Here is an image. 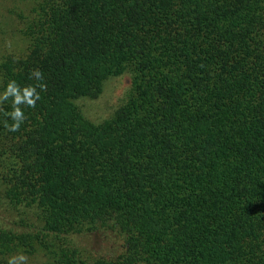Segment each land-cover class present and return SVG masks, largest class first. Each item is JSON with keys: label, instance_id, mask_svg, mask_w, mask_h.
Instances as JSON below:
<instances>
[{"label": "trees", "instance_id": "1", "mask_svg": "<svg viewBox=\"0 0 264 264\" xmlns=\"http://www.w3.org/2000/svg\"><path fill=\"white\" fill-rule=\"evenodd\" d=\"M21 2L0 55V264H264V0ZM122 75L120 105L85 119L76 101ZM9 81L40 97L17 131Z\"/></svg>", "mask_w": 264, "mask_h": 264}, {"label": "rangeland", "instance_id": "2", "mask_svg": "<svg viewBox=\"0 0 264 264\" xmlns=\"http://www.w3.org/2000/svg\"><path fill=\"white\" fill-rule=\"evenodd\" d=\"M25 7L21 0H0V55L4 51L20 48V39L17 34V14L24 12ZM128 77L125 75L109 78L104 81L102 91L96 99H79L76 101L84 118L92 123H98L109 116L124 98L128 87ZM102 238L91 235L78 238L76 244L82 257L92 259L103 252ZM43 251H36L31 255H24L27 259L22 264H43L45 257Z\"/></svg>", "mask_w": 264, "mask_h": 264}, {"label": "clouds", "instance_id": "3", "mask_svg": "<svg viewBox=\"0 0 264 264\" xmlns=\"http://www.w3.org/2000/svg\"><path fill=\"white\" fill-rule=\"evenodd\" d=\"M33 74L39 77L41 74L38 70H34ZM43 88V86H41ZM9 96L13 97V111L10 114L15 121L13 125L10 126V131H17L19 129V124L24 120V114L18 107L21 103H26L30 107L35 106V101L38 100L39 94L36 93L33 86H27L21 89L15 81H9L6 86V90L3 94V99H7ZM7 126V125H6ZM26 257L23 254L10 257L8 264H22L26 262Z\"/></svg>", "mask_w": 264, "mask_h": 264}]
</instances>
